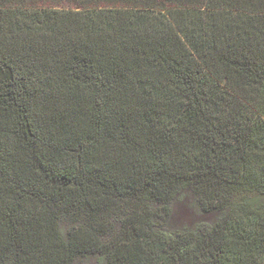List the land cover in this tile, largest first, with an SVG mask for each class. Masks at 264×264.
I'll return each instance as SVG.
<instances>
[{"label":"trees","instance_id":"16d2710c","mask_svg":"<svg viewBox=\"0 0 264 264\" xmlns=\"http://www.w3.org/2000/svg\"><path fill=\"white\" fill-rule=\"evenodd\" d=\"M87 259L264 264V0H0V264Z\"/></svg>","mask_w":264,"mask_h":264},{"label":"rangeland","instance_id":"374dc122","mask_svg":"<svg viewBox=\"0 0 264 264\" xmlns=\"http://www.w3.org/2000/svg\"><path fill=\"white\" fill-rule=\"evenodd\" d=\"M188 192H184L182 195V199H178L175 203V207L173 209L174 221L171 222V225L174 227H183L186 225L187 220L197 221L198 219L208 220L211 217H201L199 214L193 216V210L190 205V198L188 197ZM83 264H94L93 259H87Z\"/></svg>","mask_w":264,"mask_h":264}]
</instances>
